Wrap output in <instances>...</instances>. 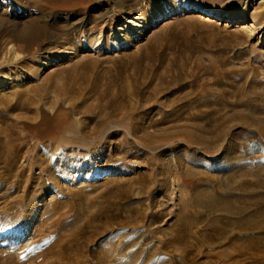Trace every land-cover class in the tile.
I'll return each mask as SVG.
<instances>
[{
    "label": "rangeland",
    "instance_id": "rangeland-1",
    "mask_svg": "<svg viewBox=\"0 0 264 264\" xmlns=\"http://www.w3.org/2000/svg\"><path fill=\"white\" fill-rule=\"evenodd\" d=\"M119 1L0 0V264H264V0Z\"/></svg>",
    "mask_w": 264,
    "mask_h": 264
},
{
    "label": "bare ground",
    "instance_id": "bare-ground-1",
    "mask_svg": "<svg viewBox=\"0 0 264 264\" xmlns=\"http://www.w3.org/2000/svg\"><path fill=\"white\" fill-rule=\"evenodd\" d=\"M58 1V0H57ZM127 1V4H131L130 2L133 1V0H120L119 1V4H124L125 2ZM61 2H63L64 4L63 5H72V6H77V5H81L82 4V0H61ZM49 5V4H48ZM58 6V5H56ZM195 10L197 11H201L203 13H206L207 15H211L213 17H216V18H221L223 19L224 21H232V20H235L238 18L239 15L235 14V13H232V12H225L223 13L222 15L217 12L216 10H213L211 8H206L204 6H201V5H196L193 7ZM1 15V14H0ZM205 15V14H204ZM260 15V14H259ZM257 19V16H255ZM9 16H0V33L3 34V36L9 34L14 40H19L20 42H22V45L23 46V49L25 50H32L33 48V45L34 43L37 42L38 40V36L39 34L41 33H44L48 36L49 40L48 41H52L54 42L55 38L57 37L56 35V32H54L50 25L47 24L48 20L47 19H44V18H32L30 19L28 22L22 24V23H11L9 21ZM13 18V17H12ZM137 18H140V17H137ZM207 18V16H206ZM209 19V18H208ZM211 19V18H210ZM241 19V18H240ZM252 19V18H251ZM250 19V20H251ZM6 20V21H5ZM246 20V19H245ZM126 21L128 23H131L132 22V19L131 18H127ZM258 21V20H256ZM14 22V21H12ZM16 22V21H15ZM236 22V21H235ZM255 22V21H254ZM7 23H11L10 26L13 28L15 27L16 31H8V28L10 29L11 27L10 26H7L6 24ZM257 25H258V22H256ZM9 25V24H8ZM135 25V24H134ZM248 25V24H247ZM253 25L255 26L254 23H251V27H253ZM256 25V26H257ZM3 26H7V28H5V30H2V27ZM258 27V26H257ZM4 28V27H3ZM253 29V28H252ZM256 30V29H254ZM41 36V35H40ZM40 39V37H39ZM49 43V42H48ZM50 44V43H49ZM48 45V44H47ZM51 60V59H50ZM45 64V63H44ZM35 90H38L39 89V86H36L34 87ZM45 95V94H44ZM29 99V98H28ZM15 149V148H13ZM15 151V150H14ZM18 151V150H17ZM16 152V151H15ZM19 152V151H18ZM11 153V152H10ZM13 153V151H12ZM14 154V153H13ZM13 154H10V155H13ZM18 156V153L16 154ZM15 156V155H14ZM11 158V157H10ZM13 158V156H12ZM14 161H16L15 159H13Z\"/></svg>",
    "mask_w": 264,
    "mask_h": 264
}]
</instances>
